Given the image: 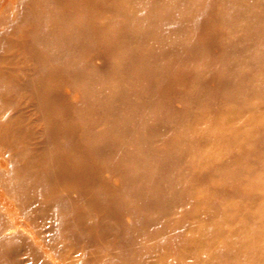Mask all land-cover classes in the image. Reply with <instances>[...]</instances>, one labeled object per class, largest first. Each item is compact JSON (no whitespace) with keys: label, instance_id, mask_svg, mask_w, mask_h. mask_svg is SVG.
Listing matches in <instances>:
<instances>
[{"label":"bare ground","instance_id":"1","mask_svg":"<svg viewBox=\"0 0 264 264\" xmlns=\"http://www.w3.org/2000/svg\"><path fill=\"white\" fill-rule=\"evenodd\" d=\"M261 2L0 0V46L21 50L16 67L39 71L24 79L0 68V264H153L126 252L150 253L160 241L168 246L155 264H190L193 252L192 264H264V213L238 233L187 226L203 204L258 196L230 176L264 149V121L243 124L229 110L219 120V107L252 93L264 102ZM30 84L18 107L10 88ZM197 104L210 110L191 120L207 124L190 138L175 132ZM194 143L195 160L217 161L220 179L184 165ZM234 211L230 220L243 208ZM248 224L257 229L245 238ZM66 244L82 252L67 255Z\"/></svg>","mask_w":264,"mask_h":264},{"label":"rangeland","instance_id":"2","mask_svg":"<svg viewBox=\"0 0 264 264\" xmlns=\"http://www.w3.org/2000/svg\"><path fill=\"white\" fill-rule=\"evenodd\" d=\"M253 2L254 0H244V5L246 7L251 8V6L253 5ZM257 8L259 10H264V4L261 2ZM251 14H254V12L249 11L248 15H251ZM116 22L118 23L119 21H116ZM20 53H21V50L13 47L10 44L6 43L4 44V46L3 45L0 46V59L6 56L7 54H12L16 56V61H12L11 63L0 62V68L9 67L11 68L10 70H12L15 74L18 73V75L24 79L38 77L39 71L36 68L32 69L30 73L28 74V70H30L29 68L26 67L25 69H21L19 66L16 67L17 58L21 59V56L19 55ZM97 61L99 64L102 63L101 59H97ZM33 62H34L33 60H29L27 64H32ZM27 74H28V77H27ZM255 74H264V64L260 66V68L255 72ZM36 82H40V78H39V81L36 80ZM1 83H3V80H0V84ZM33 88H34L33 84L24 85L22 87L19 86L17 87V89H13V87L10 88V91H11L10 93L12 96L13 103H16L15 105H18L19 107V103H24L26 100L29 99ZM177 104H178V108L181 109L183 107L181 103L177 102ZM29 105H31L30 101H29ZM216 106L214 108H216ZM223 106H224L223 108L219 107L220 111H223L219 120H222L224 115H227L226 112L229 110L230 111L229 115L236 116L238 120H240L243 124L246 122H251V121H258V120L264 121L263 96H260L258 94L252 93L246 96L241 101L235 100ZM208 110H210V108L205 107V105L197 104L191 110H189L190 117H187L184 122H180L174 126V131L177 133H182V131H184L186 133V136L190 138L192 131H194L196 128L203 127L204 122L205 123L208 122L207 119L205 121L204 120L192 121L191 119H194L196 115L201 116L202 114L208 112ZM258 117H262V118L257 119ZM168 133H170V136L172 135V131L170 130L165 131L164 133L160 135L159 139H157L158 143H164L165 140H168L170 137V136H168V138L166 137ZM164 146H166V148L170 147V145H164ZM192 146L193 147L189 148L191 157L190 155H188V157H184L183 159L184 165L186 167H189L191 169V172H193V169L195 167H198L200 171L203 168L208 172V174L218 175L217 179H220L221 177H219V175H222V171L218 167L220 166L218 162L210 159L208 162H205L202 164L201 157H200V160L199 159L195 160L196 158L194 156V151L196 147L194 146H197V145L196 143H194V145ZM201 148H203V151L204 149H207L206 151H209L208 147L201 146ZM263 159H264V149L258 152L251 153V155L249 156L247 160L248 164L246 165V169H243L239 171L238 173L230 176L231 178L235 180L242 179L241 183H242V188L244 189V191H246V193H251V192L257 193L258 194L257 197L248 198V197L243 196V194H230L228 197L220 198L219 200H217L215 206H209V205L203 204L201 208H203L204 210L200 214V221L194 222L193 219H189V223L187 226H189L190 228L198 227V226L203 225L205 222H208L209 224L215 225L217 227H223L224 228L223 230L225 231L227 230V231H232L233 233H238L239 225H241L242 223H252V222L257 221V218H260V215L264 213V210L260 211V209H263L262 207H260V204L264 203V183L258 184V179L262 175H264V166L261 163ZM254 161H260V163H254ZM233 166L237 167L238 163L236 162L233 163ZM252 170H254V174H252ZM205 186L206 185L204 183L197 184L194 187V191L203 190L205 189ZM235 207H238V208L242 207L243 208V211L241 212L242 214L238 212V214L240 215L236 216V218L234 217L233 220H230L229 219L230 215L236 212L234 211ZM184 209L185 210L188 209V203L183 204L182 206L178 207L177 211L174 213H171L170 216H176L180 210H184ZM207 210H211L212 212H214L213 213L214 215L210 216L208 212H206ZM243 212H246V213H243ZM246 220H249V222H246ZM247 226L249 227V229L241 233L242 237H245V238L250 237L252 234V231L257 229V226H254L253 224H248ZM61 239L63 240L62 237ZM259 241L261 244H264V239H259ZM174 243L178 245L177 248L181 251H184L187 248L185 244H181L180 242L176 241ZM66 246L67 248L63 249V252L67 253V255L70 254L73 256L75 255L79 256L80 253L82 252L81 251L82 247H77L76 245H67V244ZM166 246H168L166 241H160V243L156 246V248L152 252L150 253L148 251H145V252L140 251L139 253L126 252V255H127L126 258H128L129 256H132V257L137 256L138 259H141V256H146L148 261L155 264L157 257H159L160 252H162ZM172 247L176 248V246H172ZM201 254L204 256L205 255L208 256L206 258L207 263H209L213 259L211 258L212 257L211 248H206L203 250L201 249ZM191 255L192 256L190 258L186 259L188 261H183V262L192 264L195 261L196 256H198V254L196 252H193L191 253ZM239 259L240 258H235L236 262L239 261ZM236 262H233V263H236ZM177 264H179V262ZM236 264H240V263H236Z\"/></svg>","mask_w":264,"mask_h":264}]
</instances>
